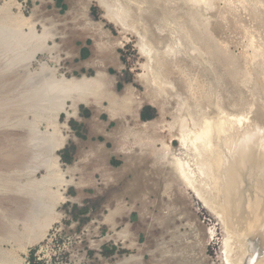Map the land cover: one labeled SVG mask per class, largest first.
<instances>
[{"label": "rangeland", "instance_id": "374dc122", "mask_svg": "<svg viewBox=\"0 0 264 264\" xmlns=\"http://www.w3.org/2000/svg\"><path fill=\"white\" fill-rule=\"evenodd\" d=\"M120 2L136 16H109L111 8L100 0H0V32L19 25L25 33L31 28L43 35L32 36L18 52L0 48V185L12 182L9 191L0 190L5 193H0V210L17 215L15 201L7 198L29 192L45 174L33 170L31 152H25L29 158L19 153L29 145V125L45 126L38 119L40 110L23 100L39 83L41 64L57 78L102 73L108 97L79 104L75 115L65 102L56 119V136H64V144L52 159L67 182L58 188L64 199L58 198L51 227L38 242L31 241L21 219L16 229L0 230L2 264H30L31 257L38 264H226L224 240L227 234L230 241L239 237L232 225L239 223L240 212L223 213L218 198L204 204L166 155L185 150L178 138V115L185 114L177 105L181 100L201 97L211 115L216 114L215 95L222 98L224 110L234 113L243 111L236 100H247L248 116L264 129V54L250 62L244 53L252 52L250 36L264 48V0L257 6L238 0ZM170 40L177 59L144 66L149 59L143 49L162 50ZM150 71V77L163 71L169 84L150 82ZM24 72L31 78L16 79ZM195 73L201 80L199 92L191 91L187 81ZM123 95L132 97L129 111L118 107ZM8 153L13 159L5 158ZM27 221L34 222L31 217ZM253 230L246 236L248 252L255 251V263L264 264V236Z\"/></svg>", "mask_w": 264, "mask_h": 264}, {"label": "bare ground", "instance_id": "6f19581e", "mask_svg": "<svg viewBox=\"0 0 264 264\" xmlns=\"http://www.w3.org/2000/svg\"><path fill=\"white\" fill-rule=\"evenodd\" d=\"M260 1L261 0H238L240 3L250 2L255 6H257ZM100 2L106 7L111 8L109 9L111 12L108 10L110 13L109 16L116 15L118 19L120 17L127 19L136 16L135 13L132 12L131 7H129L128 4L121 3L120 0H113V3H110L108 0H100ZM110 4H113L118 10L113 11L114 8L111 7ZM262 7L264 13V6ZM17 26L18 28H10L11 30H8V32H0V48L4 50L11 49L12 51L14 50V52H18L19 48L22 47L21 45L27 43L32 36L36 38L43 36L35 35L31 28L25 33L20 29L19 25ZM249 46L252 47V52L247 54L246 51H244L247 60L252 62L255 58L263 56L264 48L262 45L255 44L253 36H250ZM45 49L48 50L50 47H45ZM176 50V44L172 43L171 40L162 50L146 47L143 51L148 55L149 63L144 66L156 62H158L159 65H163L164 62L169 63L170 61H175L177 59V55H175ZM152 52L154 53L153 56L151 54ZM16 55L14 53L12 58L14 59ZM220 55L224 56V53ZM32 57L33 54L29 56V59ZM28 62L29 60L25 63L28 64ZM260 63L258 65H260ZM152 74V77H150V71L147 76L148 80H151L150 82L153 81L155 84L157 80L161 82L162 86H167L169 84L168 77L163 71L157 74L153 71ZM244 74L247 76L249 73L245 71ZM38 77L40 80L39 83L33 84L32 90L28 89L29 92H31L26 94L23 100L31 109L40 110L38 119L39 121H44L43 123H45V126L44 130H41L38 127L39 124H28L30 128L29 145L26 144L27 148L26 146H24L25 148L21 147L19 153L24 155L26 154L25 152H31V157L35 163L33 170L37 171V169L40 168L45 171V174L35 183L32 190L29 192L26 190L23 193H16L14 196V193H12L13 197L7 198V200L15 201L17 205V215H7L4 213V210H0L1 231H6V233H8L11 231V227L15 228L19 219H21L22 226L25 227V229L26 227L29 228L32 233V237H30L31 241L36 242L44 237L52 222V215H56V213H53V208L57 200L61 199L58 188L67 184L66 180H63V173L60 172L61 174H58L56 172V164L52 161L55 151L62 148L64 144V136L60 138L56 136L58 132L56 129L57 116L60 111H62L65 102H70L69 108L72 110L70 114L75 115L79 104L86 105L89 103H97L102 97L108 98L106 94H103V79L105 76L102 73H99L95 77L82 75L80 77L66 78L62 75L57 78L51 70L45 68V66L41 64ZM3 78L4 76H0V79ZM18 78L27 80L31 78V74L24 72L16 77V79ZM187 81L191 91H200L198 88L200 87L201 80L197 73L188 75ZM9 98L7 100H9ZM195 99L197 100L185 99L184 101L181 100L177 102L179 109L185 111V114L181 112V116L178 115L180 118L178 138L181 142L180 145L182 149L185 150L174 153L169 152L170 154L166 156L170 159L169 161L181 180L189 187L188 189L192 190L195 196L204 204L209 205V198H211L213 202L214 199L218 198L223 213L225 212V214L229 215L231 213L240 212V217L237 219L239 223L235 225L234 222L233 225H231L232 229L236 231L237 236L242 237V239L240 240L239 237H237V239L235 241L232 240V242L230 241L232 235L227 234L222 251L224 262H226V264H256L255 251L251 253L248 252L249 248L247 247L246 239L249 232L253 229L258 231L259 236L261 234V236H264V129L259 125L255 126V122H252L250 116H248L250 106L248 107L247 100H236L235 103L238 106L241 105L243 111L234 113L224 110L222 107L223 105H219L222 98L215 95L212 104L216 106L213 107L216 110L214 111L216 114L211 115L204 107L207 102H201V97ZM14 101L16 102V100ZM122 102L123 103L118 107L125 111H129L132 104V97L130 95H123ZM235 103L230 104L235 105ZM10 104L13 103L11 102ZM3 105L4 104H1L0 106ZM7 106L10 108V105ZM211 106L209 105V108ZM18 107L19 106H17V108ZM137 107H140V105ZM11 109L13 110L12 107ZM10 111L9 113L11 114ZM169 127L173 128V124H169ZM47 128H51L52 131H48ZM5 155V158L8 157L13 159L12 154L8 153ZM27 155L28 154H26V156ZM27 157L29 158V156ZM34 182L32 183L34 184ZM5 183L6 182H3L0 185V190L3 189L5 190L4 192L9 191L6 189H10L8 186L12 182L8 185ZM31 186L29 185V187ZM52 186H56L58 190H51ZM248 193H251V195ZM3 194L5 193H1V195ZM246 194H248V197H245ZM1 197L2 196H0V199H2ZM40 215H43V218L40 217L39 220L38 218ZM30 217L34 220L32 224H29L27 221ZM8 238H6V240ZM28 243H30L29 240ZM231 244H235L238 250L235 252L232 251ZM3 262V258L0 256V264ZM11 262L9 264H11Z\"/></svg>", "mask_w": 264, "mask_h": 264}, {"label": "trees", "instance_id": "16d2710c", "mask_svg": "<svg viewBox=\"0 0 264 264\" xmlns=\"http://www.w3.org/2000/svg\"><path fill=\"white\" fill-rule=\"evenodd\" d=\"M140 117L143 118L142 112H140ZM62 159H64L65 161H70L71 160L70 157H63V156H62ZM80 212L81 213H85L86 212V208H81L80 209ZM31 258L32 259L30 260V264H38L39 263V262H35L34 259H33V257H31Z\"/></svg>", "mask_w": 264, "mask_h": 264}]
</instances>
